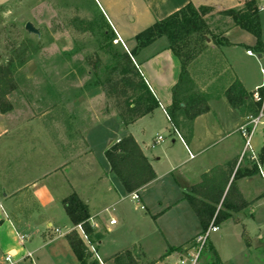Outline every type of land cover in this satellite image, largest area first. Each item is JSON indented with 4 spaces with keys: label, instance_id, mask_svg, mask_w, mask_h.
Instances as JSON below:
<instances>
[{
    "label": "rangeland",
    "instance_id": "1",
    "mask_svg": "<svg viewBox=\"0 0 264 264\" xmlns=\"http://www.w3.org/2000/svg\"><path fill=\"white\" fill-rule=\"evenodd\" d=\"M100 3L105 8L102 0ZM99 8L97 0H0V64L13 59L16 88L7 98L12 107L17 108L14 120L23 124L18 140L13 132L0 142V184L7 188V185L13 187L29 182L23 192L10 201L4 200V192L0 188L1 207L8 213L10 206H14L13 212L34 225L28 234L36 229L37 220H42L50 212L56 213L54 227L66 232L74 224L61 204L57 210L53 202L55 197L58 200L75 191L86 202L89 212L96 214L94 222L97 223L100 241L87 235L101 260L129 248L139 254V264H148L151 259L179 264L186 254L175 251L168 256V249L185 244L184 248L190 244L185 243L187 240L202 232L190 203L181 199L182 187L193 182L188 172L195 174L202 159L208 162L212 155L210 160L217 159L216 149L220 150L228 139L238 136L242 144L234 130L245 121V115L241 117L239 113L237 125L228 124L222 133L216 134L215 129H210L213 134L207 135V128L214 126L217 116L223 118L227 105L222 94L209 95L207 99L212 114L191 126L198 142L191 144L190 132L182 131L190 147L187 151L181 144L179 133L174 130L173 122L163 113L159 114V110L129 127L121 123L117 109L110 111L109 104L106 107L110 112L102 114L97 100L88 102L81 93L77 95L82 86H91L94 79L87 58L97 52L106 64L111 58L107 50L113 53L127 49L123 42H116L118 36L107 19L103 20ZM261 17L264 18V13ZM207 19L212 29L210 37L216 42L227 19L217 13L209 14ZM29 21L39 29V36L26 30L25 25ZM101 29L108 30L111 41L99 32ZM130 34L131 29L127 28L123 36L127 38ZM210 37L209 45H205L190 62L188 75L180 84L182 91L175 96L170 112L175 109L179 116H173L176 125L180 117L186 119V108L179 104L193 101L191 96L199 86L198 81L202 79L206 84L219 74L214 63V60L218 63L219 57H215V49L209 47L212 43ZM22 59H25L23 63ZM53 77L64 79L59 80L63 90L65 84H73V96L68 92L69 103H65L66 95L60 97L55 91L57 89L50 85ZM251 100L249 98L247 105L245 103L242 107L245 114L256 115L258 112L253 110ZM110 104L114 107L112 100ZM126 134L136 135L148 146V154L158 175L156 181L139 191L142 199L140 196L134 199L132 193L124 190L111 171L105 154L111 142ZM158 136L163 139L156 142ZM57 137L59 141L55 140ZM60 142L64 144L63 150H60ZM252 144L256 154L264 152V123L257 125ZM199 147L206 148L202 157L197 156ZM212 151L215 152L211 154ZM191 154L197 157L193 159ZM66 162V168L53 173L55 167ZM173 162L183 164L170 171ZM247 163L252 167V162ZM37 180L31 189L29 184ZM256 180L255 185L261 193L264 191V178ZM254 190L249 186L245 189L251 200L257 194L252 193ZM170 204L173 205L169 207ZM252 205L253 208L239 213L240 222L227 220L218 224L219 229L210 233L198 264L210 263L213 256L210 246L219 255L220 264H264V193ZM105 206L114 208L100 212ZM112 218L116 220L115 224H110ZM242 223L251 239L250 249L246 244L248 238L242 237ZM143 252L147 257H141ZM92 259L101 264L94 252ZM62 262L71 264L67 259ZM74 264L80 263L76 261Z\"/></svg>",
    "mask_w": 264,
    "mask_h": 264
},
{
    "label": "crops",
    "instance_id": "2",
    "mask_svg": "<svg viewBox=\"0 0 264 264\" xmlns=\"http://www.w3.org/2000/svg\"><path fill=\"white\" fill-rule=\"evenodd\" d=\"M102 1L105 4V8L100 3V0H97V2L100 5L99 10L102 12L103 16L107 19L110 25L113 27L117 36L121 38V42H123V44L125 45L131 58L133 59L137 67L140 69L142 74L144 75L147 85L149 86L151 91L155 94V96L158 98L160 103V106L154 109L151 113L138 118L133 123L127 126L129 127L132 124L144 120V118L154 115L155 112L159 110V114L163 113L168 120L173 122L174 124L173 126L175 128L174 130H177V132L180 135L181 138L180 141L182 146L187 151L190 150V147L187 143V140L185 139V136L182 134V131L184 129L186 130L185 131L186 133L190 132L189 138L191 144L193 145L196 144L198 141L195 138L193 130H191V126H195V123L201 122V120H203L206 116L212 114L213 111L210 104L208 103L210 107L208 112L197 116L191 121L188 120L187 118L183 119L182 117H180V119H178V124L176 125L173 121V116L178 118L179 116L176 115L175 109H173L172 112H170V109L172 108L173 105V99L175 98L178 92L182 91L180 85L178 87H175L180 78L181 63L178 57L168 47L169 43L167 38L166 37L157 38L149 45L136 51L134 55H132L130 51L136 48L137 46V39H136L137 34L147 29L148 27L154 25V23L157 20L163 19L169 16L170 14H172L173 12L179 10L189 2H192L197 7L210 6L213 7L215 10H226L231 8H241L246 0H102ZM262 13L264 12L259 11V19L261 23V39L263 42V46L261 47L257 46V37L255 35L242 29L239 26L233 25L230 21H228L227 26H223L221 31H219V35L218 38H216V42H214L213 39L211 38L212 43L210 44L209 47L215 49L214 55L215 57L216 56L219 57L218 63L214 60V63H216L217 65L216 70L219 72V74L216 75V77L214 76L213 80L210 82L208 81L206 84H204L202 79H200L198 81L199 86L196 91L203 93L207 102H208L207 98L209 97V95L222 94L226 98L227 105L225 106L226 110L224 112L223 118L221 117L219 118L217 116L215 119L216 122L214 123V126L212 128H207L209 130V131L207 130V135L209 136L213 134L212 132H210V129H215L217 134L219 131L222 133L225 130L224 127L227 126L228 124L237 125V121H238L237 118L239 113L241 114V117L242 115H245L244 120L249 115V114H245V110L242 107L243 105L239 107H234L230 104V102L226 97V91L235 81H239L242 84L244 90L248 93V96H245L246 104L244 103L245 105H247V101L249 100V98H251L252 91L256 87L260 86L263 82L264 78L261 72V65L264 62V60L261 59V61H259L258 59L261 56V53L264 52V18L261 17ZM128 18H130V20H128ZM127 28L131 29V34L130 37L126 38L123 36V34L126 33ZM209 41L210 39L208 38L207 45H209ZM248 50H251L255 55L248 54L247 53ZM209 60L211 59L209 58ZM87 72L89 74V71ZM59 80H64V79L61 78L58 79L53 77V79L50 80V85L57 89L54 90L58 93L60 97L62 96L63 98V96L66 95L65 103L67 104L69 103L68 92H70L71 95L73 96L72 94L73 84H69V85L65 84V89L63 90L64 86L59 84L60 82ZM214 84L216 85L214 86ZM79 93H81V96L85 98L86 101L88 102L89 101L93 102L94 100H97L98 106L100 108V112L102 114H107L112 109H116L115 107H112V105L110 104V99L105 95L101 86H94V85L87 87L82 86L79 89V91H77V95H79ZM39 100L40 98H38L37 102ZM107 104L110 105L109 112L107 111V107H106ZM180 106L181 107L185 106V103L181 102ZM16 110H17L16 106H13L10 111L7 112L0 111V142H3L5 138L10 133L13 132H15L14 135L17 137V140L19 139V129L20 126L23 124L22 123L20 124L18 123V121L14 120L15 118L14 115ZM34 116L35 115H33L32 117ZM238 128L239 127H237V129H235L234 131L238 133V135L242 139V144L240 143L238 136L237 138L228 139V141L220 148V150L216 149L217 150L216 152L212 151L211 154L215 152V154L218 155L217 159L210 160L211 159L210 157H213L214 155L209 156L208 162L205 161V159H202V161H200V166H198L197 171H195V174L188 172L189 175L193 178V182H191L189 185L182 187L181 199L186 200L183 198L184 190L187 187H190L198 183L201 180V176L204 173L209 172L213 167L218 165H224L233 160L236 161L235 169H237L239 166L248 165V163L246 164V162H249L247 160L239 162V158L243 150L244 142H243V138L241 137L238 131ZM128 135H132L135 138V140L138 142L141 149L143 150L145 156L149 159L154 171L156 172L155 164L151 160V157L149 156L147 151V149H149L148 146L143 141L139 140L134 134H126L124 136H128ZM124 136L117 137L115 141L120 140ZM157 138H156V142H159ZM55 140L59 141V138L57 137V139L55 138ZM62 141L63 139L61 140V142ZM61 142H60V146H61L60 150H63L62 147L64 144ZM173 142H175V140H173ZM56 145L58 146V143H56ZM56 145L55 147H57ZM67 146H68V139L65 140V147ZM70 146L72 148V141H70ZM205 150L206 148L204 149L199 147L197 156L202 157ZM258 156L260 158V161L263 163L264 152L262 151L260 154H258ZM191 157L193 159L196 158L194 154L193 155L191 154ZM157 159L160 160L161 157H158ZM181 164L183 163L181 162L180 164H177L176 162H173L171 163L169 170L174 171L177 169L176 166H179ZM67 165L68 162L55 167L53 173L62 171L64 168L67 167ZM43 177H45V175L42 176L40 179H42ZM260 177L263 178L258 171L254 175L243 176L236 180V184L239 190L241 191L244 199L248 202V205L242 210L234 212L232 217H230L227 220L233 221L234 223L240 222L239 213L241 211H244L246 208L249 209L253 208L252 205L253 202L256 200L257 197L261 196L264 193L263 190H262L263 192L260 193L255 185L256 183L255 181H257L256 178L260 179ZM157 179H158V175L152 182L142 187L141 189L137 190L136 193L139 195V191L144 190L147 186H150L151 183H153ZM28 183L29 182H25V183L22 182L21 184H18L17 186H13V187H11V185L10 186L7 185V188L0 184V188L4 192L3 193L4 200L10 201L15 196L21 194L23 190L27 187L26 185H28ZM37 183L38 180L34 181L33 183H30L29 186L31 187V189H34V186ZM39 185L40 184H38L37 186ZM248 186L256 190V191L254 190L252 193L255 194L257 193L252 200L249 198L248 196L249 194H246L245 192V189L248 188ZM72 193H76V192L74 191L71 192L70 194ZM68 195H66L65 197H67ZM65 197H60L58 198V200L55 197V200L53 202V207H56L58 210L60 208L58 205L61 204V206L64 209L62 201ZM172 205L173 204H170L169 207H171ZM109 208H114V207L105 206V208L100 212L104 210H108ZM9 209L10 212L7 213L1 207V202H0V264H5L4 256L5 254L8 253L13 254L15 258L20 261V264H62L63 259H67V261H70L69 263L74 264L76 261H78L75 253L73 252L67 240V234L73 230H75L83 239L82 235L80 234L79 230L76 228L75 224L73 228L64 232L61 229L54 227L55 225L54 223L57 221L56 213L50 212V214H46L42 220H37L36 229L33 231L32 234H28L27 231L31 230L34 225H32L30 222H27L26 220L21 219V216L18 213L13 212L14 206L12 207L10 206ZM64 212L66 213L65 209ZM95 215L90 213L89 222L93 228L94 233L100 235V233L96 229L97 223L94 222ZM111 220H115V219L112 218ZM242 228H243L242 237L248 238V240L251 243L249 233L245 228L244 223H242ZM19 235H25L26 239L22 242L19 238ZM195 237L196 236H192L185 243H191ZM97 240L100 241V239ZM83 241L86 243L84 239ZM251 246L252 244L249 247L247 246V248L250 249ZM172 247H181V245L172 246ZM129 250H133V249H129ZM172 252H168L166 253V255L169 256L170 253ZM110 257H108L106 260H101L102 263L114 264L113 260L110 259ZM141 257H147V256L143 252V255H141ZM75 259L76 261H74ZM150 261H155L154 264H166L163 261H160V259H151ZM78 263L80 262L78 261Z\"/></svg>",
    "mask_w": 264,
    "mask_h": 264
},
{
    "label": "trees",
    "instance_id": "3",
    "mask_svg": "<svg viewBox=\"0 0 264 264\" xmlns=\"http://www.w3.org/2000/svg\"><path fill=\"white\" fill-rule=\"evenodd\" d=\"M217 13L226 17L223 26L230 21L233 25L252 33L257 37V46H263L261 39V23L259 10L255 0H246L241 8L215 10L210 6H195L189 2L169 16L157 20L154 25L137 34V46L130 51L132 55L139 49L149 45L159 37H166L169 48L181 62V74L175 87H178L188 75L190 62L199 54L210 37L211 27L207 16ZM102 18L104 20L103 14ZM105 28V27H104ZM219 29V28H218ZM106 40H112L107 29H101ZM211 38V37H210ZM220 42V41H217ZM263 52V50H262ZM109 61L104 64L100 55L95 52L87 58L94 79L90 85L101 86L105 95L112 100L122 123L127 126L138 118L151 113L160 106L158 98L146 83L145 77L137 67L130 54L123 51L111 52ZM25 59H22L23 63ZM16 88L13 76V59L0 64V111L7 112L12 109L7 96ZM248 93L239 81H235L226 91L230 104L239 107L245 103ZM193 101L186 104V118L193 120L197 116L209 111V104L203 93L196 91L191 96ZM175 98L173 99V105ZM180 105V104H179ZM260 104L253 102V110H259ZM111 171L115 173L125 190L136 192L152 182L156 177L149 159L145 156L138 142L132 135L124 136L111 143L105 151ZM249 163H251L249 161ZM252 167L239 166L235 169L236 161L213 167L201 176V180L184 190L183 198L191 204L202 228L205 231L213 222L219 224L230 217L234 212L240 211L248 205L239 190L236 180L243 176H251L258 172L256 164ZM68 218L75 225L81 224L84 231L94 240L100 235L94 233L89 222L90 213L88 205L77 193H72L62 201ZM67 240L80 264H96L92 259V252L81 236L75 231L67 234ZM249 247L250 241L246 239ZM181 247H170L168 252L181 251ZM212 257L209 264H220L221 260L213 246H210ZM139 254L135 250H124L110 257L114 264H139ZM150 261L148 264H154Z\"/></svg>",
    "mask_w": 264,
    "mask_h": 264
},
{
    "label": "built area",
    "instance_id": "4",
    "mask_svg": "<svg viewBox=\"0 0 264 264\" xmlns=\"http://www.w3.org/2000/svg\"><path fill=\"white\" fill-rule=\"evenodd\" d=\"M255 1L256 3L258 2L257 4L258 10L261 12H264V0H255ZM115 40L116 42H118V41H121V38L118 36V38ZM247 53L251 55H255L251 50H248ZM258 59L259 61H261V59L264 60V52L261 53V56ZM261 72L264 78V62L261 65ZM251 99L253 102H258L260 106H259L258 113L256 115H248L245 121L238 128V131L241 137L243 138V142H244V146H243V150L241 152L240 158H239V162L248 160L256 164L260 175L264 178L263 163L260 161L258 154L255 153L254 147L252 144V136L257 128V125L259 123H264V121L262 120V117L264 116V79H263L262 84L256 87L252 91ZM162 139H163L162 136H158L157 138L158 141ZM132 198L138 199L139 195L136 192H134L132 193ZM110 223L114 224L115 220H111ZM76 228L79 230L83 239L88 244L90 250L95 253L97 259L102 263L97 253L96 247L90 241L82 225L78 224L76 225ZM218 229H219V226L212 222L205 231H202L201 233L197 234L194 240L188 246L182 248V250L180 251V253H185L186 257L185 258L181 257V259L179 260V264H198L199 258L202 254V251L205 245L207 244L210 233L216 232L218 231ZM19 238L23 242L26 239V236L19 235ZM4 262L5 264H20V261L16 259L15 256L11 253L5 254Z\"/></svg>",
    "mask_w": 264,
    "mask_h": 264
},
{
    "label": "water",
    "instance_id": "5",
    "mask_svg": "<svg viewBox=\"0 0 264 264\" xmlns=\"http://www.w3.org/2000/svg\"><path fill=\"white\" fill-rule=\"evenodd\" d=\"M25 28L28 32L30 33H34V34H37L38 36L40 35V31L38 28H36L34 26V24L32 22H27L26 25H25Z\"/></svg>",
    "mask_w": 264,
    "mask_h": 264
}]
</instances>
